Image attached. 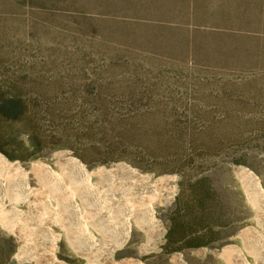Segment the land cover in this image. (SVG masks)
Returning a JSON list of instances; mask_svg holds the SVG:
<instances>
[{"label":"rangeland","instance_id":"1","mask_svg":"<svg viewBox=\"0 0 264 264\" xmlns=\"http://www.w3.org/2000/svg\"><path fill=\"white\" fill-rule=\"evenodd\" d=\"M0 87L19 107L14 119L0 115V148L12 159L0 155L31 187L32 167L58 170L64 152L88 173L123 164L163 200L172 192L147 200L157 241L135 217L122 240L86 216L87 230L117 248L104 263L237 264L236 252H222L231 247L260 264L245 251L254 236L241 234H264V210L237 169L264 190V0H0ZM0 169V207L31 212L0 215V264H100L77 238L86 228L45 219L38 212L55 199L23 201L18 174ZM103 179L90 183L105 193L131 182ZM41 220L59 233L55 249L34 231ZM31 239L36 260L16 259Z\"/></svg>","mask_w":264,"mask_h":264},{"label":"bare ground","instance_id":"2","mask_svg":"<svg viewBox=\"0 0 264 264\" xmlns=\"http://www.w3.org/2000/svg\"><path fill=\"white\" fill-rule=\"evenodd\" d=\"M55 157H57V159H59V161H60L59 162L60 164L59 163L57 164L58 170L52 169V168L48 167L47 165L42 164L40 162L38 164H35L34 167H32L31 172H33V170H36L39 172V175H40L36 179V181H34L35 183L33 184L32 187L30 186V182L28 181V177H27L28 174L26 172H24L23 170H21L16 165V163L9 162L2 155H0V166L6 170V174L7 173L8 174L9 173L18 174L17 177H19V179L17 180V183H16L17 185L14 186V188H17V190H18L17 193L20 197H22L21 199L24 198L27 202L28 201L31 202V200H32V202H33V201H35L33 199H36L37 196L39 197L40 193H41V195L43 193L44 195L55 199V200L52 199L55 202L54 204H53V201L49 202L48 199H46L47 200V207H46V210L44 209L46 212L42 211L41 208H43V207H40L41 211H40V213L38 212V214L43 213L42 215L44 216V218L50 219V220H55L56 218H58V219H60V218L64 219L65 218L66 219L65 221H67V220L72 221L71 224H73V227L81 226V228H78L77 230L82 229V227L86 228V231H84L83 233H81L82 232L81 231L80 235L77 234V235H79L77 238L79 239L80 243H82L85 246L86 251H88L92 255H95L93 257H97L96 256L97 254L100 256L99 257L101 260V261H99L100 264L109 263L107 261L104 263L103 259L104 260H108V259L110 260L111 253L114 252V249H117V248L114 246L111 247L109 244L106 245L105 242L107 243V241H104V242L101 241L100 238L94 237L95 235L93 236L87 230V227H85L87 215H89V216L91 215V217L93 216L92 217L93 218V220H92L93 224L92 225L96 224L95 225L96 228L98 229L99 232H101V234H103V236H105L106 234H109V235L114 234L117 236L121 235L122 240H125L127 233H128V230L131 227L130 218L135 217V219L137 220V223L141 220V223H142L141 225H145V226H147V228L152 229L155 232V234H153V236H156V241L159 240V238L161 237V232L156 227L155 219L153 218L152 207H151L150 202H147V200L149 198L150 199L152 198L154 200L160 201V199L163 200L164 196L162 197V193H159L157 191V189L155 188V185L150 184L148 182V178L145 177L147 175L143 176L138 171L131 169V168H129L123 164L114 165L110 169L100 168L95 173L94 172L88 173L85 171V168L83 167V165H81L79 163L78 160H75V159L67 156L64 152L56 153ZM34 163H37V162H34ZM237 170L240 173H242L243 175L247 176L248 179L250 180V182L253 184L254 195L257 196V198L259 199V202H260V203L257 202V203H259V204H257V206L260 205V208L264 210V190H262L259 187L257 178L254 175H252L250 172H248L245 168H239ZM96 173H97V175L102 174L103 178H104L103 181H105L106 184H109L111 186L115 183V180H114L115 177H117L119 175L127 177V179L129 178L131 180V182L129 183V186L127 185L128 187H126V186L124 187V186L120 185L121 188L117 189V191H112L110 193H107L109 191L108 190L105 193V192H102L100 190L94 189L93 188L94 186L92 187V185L90 183V177ZM34 174H36V172ZM37 175H38V173H37ZM1 177L0 178L3 179V176H1ZM5 177L8 178L9 176L7 177V175H6ZM35 178H36V176H35ZM7 180H9V179H7ZM6 181H5V184H6ZM159 181H161V180H159ZM8 183H10V182H8ZM6 185H9V184H6ZM0 188L3 192H5L7 190L6 189L7 187H4V181H2V180H0ZM11 189H13V187ZM114 190H116V189H114ZM9 192H11V191H9ZM171 194H172V192H166L165 199L163 200V202L169 201ZM43 198H45V197H43ZM6 199H8V198H6ZM24 199H23V201H24ZM38 201H40V199ZM38 201L33 202V203L34 204L40 203ZM140 201L141 202L143 201V202L142 203H136V202H140ZM43 204H44V202H43ZM43 206H45V205H43ZM96 207L98 208V210H96V213H94L93 210L97 209ZM8 212H11L12 214L15 213L17 216H20V217L25 216L24 218H26L27 215L28 216L31 215V212L24 213V212L18 210L14 206L10 207L9 211L4 209L3 206L0 207V215H7ZM34 215H36V214H34ZM37 216H40V215H37ZM114 216L115 217H121L120 219H122V217H123V220H121V224L118 223L119 221L116 222L113 220ZM6 217H8V216H6ZM16 218H15V220H16ZM89 218H88V220H89ZM28 219H29V217H28ZM30 219H31V217H30ZM38 221H39V217H38ZM137 223H135V224H137ZM37 225L38 226H35V228H34L35 230L34 229L33 230L36 232H40V233L44 234L43 237H40V236L39 237L44 238V239L46 238L48 244L51 245V248L55 249L56 243L59 240V233H56L53 229H51L48 226L47 221L41 220V222ZM139 226L140 225H138V227ZM27 229H29V228H27ZM37 229H39L41 231H37ZM30 232H31V230H30ZM68 232H70V231H68ZM64 233H66V231ZM249 235L254 236V238L256 240L254 247L256 246L255 247L256 249L253 246H251L253 248H250V246H249V249H248V247L246 246V250H245L246 253L252 255V257H257L259 260V263L264 264V234H263V232H258V231L251 229V230H245L241 234V236L243 238H246V239H247L246 236H249ZM20 238H21V240L24 239V237H22V236ZM101 239H103V238H101ZM255 240L253 239V241H255ZM35 242H36L35 240L32 241V239H31V241L27 242V246L22 245L21 247H23V246H26V247H25V249L21 248L24 251H21L20 253L18 252L19 254L16 255V259H18L20 261H22V260L35 261L36 257L33 255L34 251L37 250L35 248L36 245H34L37 242L36 243ZM68 242H70V241H68ZM39 243L41 244L40 241H39ZM39 243L37 245H39ZM79 245H81V244H79ZM110 247L113 248V250H110ZM150 247L152 248V246H150ZM227 251L236 252L235 255L237 257V264H250L249 262H247L244 259V255H243L244 253L241 249H234L231 247H225L222 250V252H224V253H228ZM50 255H52V254L50 253ZM257 258H254V259L257 260ZM50 260L53 264H58V263L60 264V262L57 259H55L54 257ZM97 260H99V259H97ZM89 262H91V261H89ZM112 262H114V261H112ZM124 264H127V263H124ZM135 264H142V263L135 261Z\"/></svg>","mask_w":264,"mask_h":264},{"label":"trees","instance_id":"3","mask_svg":"<svg viewBox=\"0 0 264 264\" xmlns=\"http://www.w3.org/2000/svg\"><path fill=\"white\" fill-rule=\"evenodd\" d=\"M17 111H19L17 98L0 92V115L4 119L11 120L15 118L14 115L17 113ZM0 152L6 154L8 158L12 159V157L5 153V151H3L1 148Z\"/></svg>","mask_w":264,"mask_h":264}]
</instances>
